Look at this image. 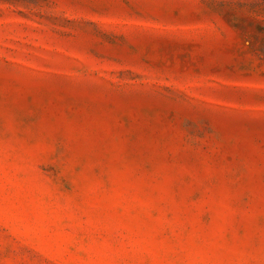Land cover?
<instances>
[{
	"label": "rangeland",
	"instance_id": "rangeland-1",
	"mask_svg": "<svg viewBox=\"0 0 264 264\" xmlns=\"http://www.w3.org/2000/svg\"><path fill=\"white\" fill-rule=\"evenodd\" d=\"M0 264H264V0H0Z\"/></svg>",
	"mask_w": 264,
	"mask_h": 264
}]
</instances>
